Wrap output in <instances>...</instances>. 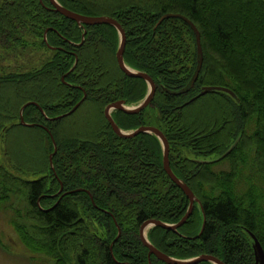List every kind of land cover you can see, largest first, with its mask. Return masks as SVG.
Listing matches in <instances>:
<instances>
[{"label": "trees", "instance_id": "16d2710c", "mask_svg": "<svg viewBox=\"0 0 264 264\" xmlns=\"http://www.w3.org/2000/svg\"><path fill=\"white\" fill-rule=\"evenodd\" d=\"M56 1L82 16L114 19L125 34V64L155 85L143 111L111 117L123 131L160 130L173 174L198 203L176 233L154 227L148 241L175 259L254 264L248 233L264 252V0ZM50 9L48 0H0V47L42 50L47 58L0 76V153L30 176L17 177L0 161V203L20 204L10 223L46 264H165L148 257L139 228L151 219L177 224L189 201L164 172L154 136L120 138L104 117L112 103L143 100L147 84L119 69L113 27H79ZM168 14L186 17L200 34L202 66L183 94L172 93L193 76L196 40L179 18L159 23ZM206 87L235 98L219 91L195 98ZM28 103L37 105L23 111L32 127L19 118ZM78 103L69 116L49 120Z\"/></svg>", "mask_w": 264, "mask_h": 264}, {"label": "water", "instance_id": "95a60500", "mask_svg": "<svg viewBox=\"0 0 264 264\" xmlns=\"http://www.w3.org/2000/svg\"><path fill=\"white\" fill-rule=\"evenodd\" d=\"M48 1L51 5L50 10L57 12L58 14L62 15L63 17H65L68 20L75 22L79 27L96 26V25H108V26L113 27L117 31V34L119 37V43H118L117 51L115 53V58H116L117 65H118L119 69L127 77L142 79L147 84L148 90H147V93H146L145 97L143 98V100H141L139 103H137L136 105H133V106L125 105V103L123 101H118V102L112 103L104 109V117H105L106 121L109 123L113 133L120 138H125V139L134 138L140 134H148V135L154 136L159 141L161 149H162V166H163L164 172L167 174V176L170 178V180L183 192V194L186 196V198L189 201L187 212L185 213L183 218L177 224L170 225V224L163 223L161 221L151 219V220L145 221L140 226L139 237H140V240H141V243L143 244V246L148 249V257L150 258V256H154L157 260H159L165 264H200V263L223 264L218 258H216L212 255H199L197 257L190 258V259H184V260L175 259V258L169 257V256L161 253L148 241L147 232L154 227H158V228L165 229V230H170V231H173L176 233L178 228H180L182 225H184V223L190 217L192 210H193L194 203L195 202L198 203L197 200L195 199L192 191L188 188V186L173 174V172L170 168L169 159H168V154H169L168 142L160 130H158L155 127L141 126V127L137 128L135 130H132V131H123L116 125V123L114 122V120L111 117V113L113 111H121L122 113H125L128 115H136V114L140 113L141 111H143L149 105V103L151 102V100L154 97L155 85H154L152 79L147 74H145L143 72L135 71L125 64V62L123 60V53H124V48H125V34H124V31L122 30V28L120 27V25L114 19H111V18L105 17V16H101V17L82 16V15L76 14L74 12H71V11L65 9L56 0H48ZM168 18H179V19L183 20L191 28L192 32L195 35V40H196L197 65H196L195 71L193 73V76H192L188 86L185 89H183L179 92L172 93L174 95L175 94H183V93L188 92L193 87L195 81L197 80V77L199 75V72H200V69L202 66L203 53H202V48H201L200 34H199L197 28L195 27V25L190 20H188L186 17L178 15V14H176V15H173V14L164 15L160 19L159 23L163 19H168ZM83 36H82V41H83ZM43 40L45 41V43H47L46 33L44 34ZM63 80H64V77L61 78L62 82H63ZM213 91L224 92V93L230 95L232 98H235V95L232 91H230L227 88H221V87L203 88L201 93H199V95H197L195 98H198L200 96H203V95H205L209 92H213ZM195 98H193L192 100H195ZM30 104L37 106L34 103H28V104L24 105L20 109V112H19L20 123L25 127H32L33 126V125L26 124L23 120V111ZM79 105H80V103L75 105L65 115H62V116L54 118V119H49V120H56V119H61V118H64L66 116H69L79 107ZM51 139H52V137H51ZM52 144L54 147V152L49 156V161H50L51 167H52V157L54 156V154L56 152V145H55V142L53 141V139H52ZM61 190H62V187H61L59 192H61ZM66 194H68V193H66ZM202 229H203V226H202ZM202 229H201V231H202ZM248 234H249V236L253 242L252 248H253V255H254V264H264V252H263V249H262L260 243L254 237V235H252L251 233H248Z\"/></svg>", "mask_w": 264, "mask_h": 264}, {"label": "rangeland", "instance_id": "374dc122", "mask_svg": "<svg viewBox=\"0 0 264 264\" xmlns=\"http://www.w3.org/2000/svg\"><path fill=\"white\" fill-rule=\"evenodd\" d=\"M46 59L42 50H38L36 55L35 53L30 54V51L7 54L0 47V76L5 77L10 74L28 72L31 67H36L39 63L46 61ZM3 152L0 153V161L7 171L20 178H30L29 175L18 172V168L12 162L14 159L7 157ZM222 168H225V166H222ZM19 207L20 204L14 198H11L8 203H0V264H46V259L29 253V250L23 246L18 234L10 223L11 218L14 216L13 208Z\"/></svg>", "mask_w": 264, "mask_h": 264}]
</instances>
